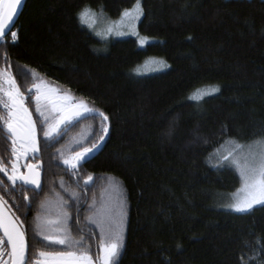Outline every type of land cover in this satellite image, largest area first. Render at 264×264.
<instances>
[{
    "label": "trees",
    "instance_id": "trees-1",
    "mask_svg": "<svg viewBox=\"0 0 264 264\" xmlns=\"http://www.w3.org/2000/svg\"><path fill=\"white\" fill-rule=\"evenodd\" d=\"M136 2L25 0L11 31L18 38L10 32L0 41V74L29 94L28 105L36 108L33 84L43 80L108 117L67 125L39 146L40 196L63 199L73 215L84 200L74 183L81 182L93 212L86 226L99 238L98 224L122 228L116 264H264V207L220 209L239 179L209 163L229 139L264 140V0H140L137 31L153 41L139 48L135 38L115 39L98 51L78 13L103 10L114 19ZM149 58L168 69L135 74ZM213 86L220 91L194 98ZM93 145L96 153L76 169L64 167Z\"/></svg>",
    "mask_w": 264,
    "mask_h": 264
},
{
    "label": "snow or ice",
    "instance_id": "snow-or-ice-1",
    "mask_svg": "<svg viewBox=\"0 0 264 264\" xmlns=\"http://www.w3.org/2000/svg\"><path fill=\"white\" fill-rule=\"evenodd\" d=\"M23 0H0V40L5 38V29L8 23L12 20L13 16L17 14L18 8L22 5ZM143 8L141 7L140 0L132 10H125L122 13L119 25H117V35H124L125 33L119 31L120 26L131 27L134 31L135 22L142 16ZM95 13L90 8L82 9L78 13V18L81 23H88L90 19L94 20ZM92 25L89 24V27ZM113 29H108L111 32ZM17 33L11 32V39L13 42L17 39ZM191 39V37H189ZM143 43V41H142ZM5 83L8 87L4 88L0 84V105L6 110V115L0 114V121L3 122L4 128L7 133L10 134L9 138L12 141V155L18 160L21 156L27 152L39 151L37 141V129L36 124L32 120L29 109L25 106L24 94L20 91L15 79L11 76L7 77ZM33 87L35 92V104L36 111L44 117L45 121L49 120V117L45 116V112L42 111V102L45 107L51 106L52 111L59 113V118H54L48 123V128L44 131L45 138H54V135L58 132L60 125L66 121L71 120L74 116H79L82 109L85 112L93 111L89 109L85 104H70L71 100L69 96H58L56 89L49 88L43 80L38 83H34ZM219 87H209L201 94L198 95V99H203L205 95H212L219 92ZM6 97V99H5ZM99 115L103 117V120L107 121L108 117L104 113L100 112ZM104 132L108 131L107 127H104ZM103 139V137H101ZM260 147L259 151L251 152L250 156L244 158L243 163L239 158H233V163L239 170V175L242 180V186L238 190V194L234 197V202L227 205L229 208L237 213H250L256 206L264 207V143L257 142ZM18 145V147H17ZM96 145H93L95 148ZM92 149L85 148L83 152H78L73 157L72 161L65 160V164L71 163L72 167H76V161L83 159ZM231 153L228 156H224V160H228ZM28 174L20 172L18 165L13 162L11 172L4 165V162L0 160V172H3L9 181L15 185L17 180L22 181L25 184L35 185L37 188L40 186L39 172L35 171V165H27ZM92 177H88V181H91ZM86 181L85 183H87ZM3 183V181H0ZM27 199V197H25ZM3 198L0 197V230L3 231V237H0V249H5L10 246L11 251L8 253L9 260L2 259L4 252L0 251V264H26V252L27 243L25 240V234L21 231L17 224L18 217L13 218L7 215L4 210ZM41 207L45 205L42 203ZM67 214H65L66 216ZM126 215L123 211L121 216ZM37 219H40L39 217ZM47 225H55L56 227L51 229L52 232L57 233L45 234L41 231V235L44 240L49 241L52 244L65 245L67 249L65 251H39L38 259L34 261V264H95L91 255L86 251L77 252L73 250V247H82V239L80 241L72 240L66 229L60 227V220L46 221ZM100 227V243L99 250L102 255L99 257L100 264H116L117 258L121 254V250L124 247V236L122 228L118 226L109 225L107 229L103 224H98ZM40 227V225H38ZM6 237V241L5 238ZM264 247V246H262Z\"/></svg>",
    "mask_w": 264,
    "mask_h": 264
},
{
    "label": "flooded vegetation",
    "instance_id": "flooded-vegetation-1",
    "mask_svg": "<svg viewBox=\"0 0 264 264\" xmlns=\"http://www.w3.org/2000/svg\"><path fill=\"white\" fill-rule=\"evenodd\" d=\"M5 76L0 74V84L3 85L4 88H7L5 84ZM26 96L25 106L32 111V108L35 109V114L39 115L42 118V122L36 125L37 136H38V147L44 143V141L48 142L49 138H45L44 131L48 128V121H45L44 117L40 115L39 112H36V108L33 104L28 105V96L29 94L23 93ZM6 99V97H5ZM34 100V96L31 98ZM42 111L45 110L42 107ZM0 114L6 115V110L0 107ZM38 116V117H39ZM45 116H50L45 112ZM0 133L1 138L3 140L0 143V160L4 162V165L8 168L9 173L11 172L12 163L15 162L18 165V169L20 172L24 173L27 168V165L37 164L38 161L43 165V160L38 159L33 153L27 152L25 155L21 156L18 160L16 157L12 155V141L9 138V133H7L4 128L3 122L0 121ZM66 138V136H65ZM18 147V145H17ZM43 171V170H42ZM67 176H72L69 172L63 170ZM43 177V175H42ZM0 197L3 198L4 207L8 211V213L13 217H18L17 224L21 228V231L25 234V240L27 243V258L26 264H34V261L38 259L39 251H65L69 250L65 245L52 244L49 241L44 240L43 236L40 234L41 231H44L45 234H57L51 231V229L55 228V225H47L46 221L52 220H60V227L67 230L70 238L75 241H80L82 238V247H73V250L77 252L86 251L89 255L92 256L95 264H100L99 260V243L100 238L98 237V231L93 229L92 227L86 226L87 223L93 216V212L90 206H88V196H86V189L82 186L81 182H74L76 185V190L81 194H84V200H78L75 202V211L76 213L72 215L71 213V205H67L63 199L57 200V202H53L54 200H50L49 197H41L40 191L37 192L31 187H27L18 183L16 181L15 185L12 184L11 181L8 180L7 176L0 172ZM42 189V188H41ZM27 197V199H25ZM69 201V200H68ZM82 201V202H81ZM44 204L45 207L42 208L41 204ZM87 204V206H86ZM84 206H86L84 208ZM49 209H53L49 211ZM82 211L83 214L80 215L79 211ZM65 214H67L65 216ZM73 216L76 217V228H71ZM40 219H37V218ZM81 218V221H84L85 225L82 228L79 225L78 220ZM40 225V227H38ZM70 226V227H69ZM0 237H3L2 232L0 231ZM5 239V238H4ZM6 241V240H5ZM0 251L4 252L2 257L3 260H9L8 253L10 252L9 246L5 249H0Z\"/></svg>",
    "mask_w": 264,
    "mask_h": 264
},
{
    "label": "rangeland",
    "instance_id": "rangeland-1",
    "mask_svg": "<svg viewBox=\"0 0 264 264\" xmlns=\"http://www.w3.org/2000/svg\"><path fill=\"white\" fill-rule=\"evenodd\" d=\"M137 3V2H136ZM135 3V5H136ZM135 5L127 10H132L134 9ZM92 10V9H91ZM96 15L94 20L90 19L88 23H81L80 20L79 22L81 25H83L85 28H87L101 43V46L98 47V51H103L104 48H106V44L109 41L115 40V39H124V38H135L138 44L139 48H144L148 43L153 41L149 37H144L140 36L137 31V24L139 20L141 19V16L138 21L135 22V28L134 31L131 27L127 26H120L119 31L124 32V35H117V25H119V22L121 20L122 14L118 18H110L108 17L103 10H92ZM79 19V18H78ZM89 24L92 26L89 27ZM112 28L113 30L111 32L108 31L109 28ZM143 41V43H142ZM169 65L162 59L158 58H149L145 60L143 63L138 65L134 69V73L137 75H148L152 73H158L167 70ZM203 91H199L198 93L195 94L194 98H197L199 94H201ZM42 107L45 110V112L50 116H55L56 112L52 111L51 106L45 107L43 102H42ZM264 143V140H254L250 142H239L234 139H229L227 140L223 145H221L211 156H210V165H212L216 169H230L232 170L238 177L239 179V187L233 191L231 194L228 196H223L220 198V201L218 202V207L223 210H227L233 213H237L231 208H229L227 205L231 204L234 202V197L238 194V190L242 186V180L239 175V170L237 167L231 163L233 158H239L240 161L243 163L244 158L246 156H250L251 152H257L259 151L260 145L257 143ZM229 153H231V156H229L228 160H224V156H228ZM87 156V155H86ZM85 156V157H86ZM73 156L69 157L66 160L72 161ZM84 157V158H85ZM65 161V160H64ZM82 161V159L80 160ZM76 161V165L80 162ZM64 163V162H63ZM65 166L72 167L71 163L65 164ZM219 200V199H218ZM258 207V206H256ZM101 256V255H100ZM99 256V257H100Z\"/></svg>",
    "mask_w": 264,
    "mask_h": 264
},
{
    "label": "water",
    "instance_id": "water-1",
    "mask_svg": "<svg viewBox=\"0 0 264 264\" xmlns=\"http://www.w3.org/2000/svg\"><path fill=\"white\" fill-rule=\"evenodd\" d=\"M24 3H25V0H23L22 5L18 8L17 14L14 15L13 18H12V20L8 23V25H7L6 29H5V37H6V36L12 31V29H13V27H14V25H15V23H16L18 17H19V15H20V13H21V10H22V8H23V6H24ZM0 41H1V40H0ZM6 79H7V77H6ZM5 81H6V80H5ZM5 84H6V86L8 87L7 83H5ZM47 86H48V85H47ZM48 87H49V88H52V87H50V86H48ZM34 89H35V88H34ZM35 92H36V89H35ZM58 96H61V95H58ZM24 97H25V99H26V96H24ZM34 99H35V95H34ZM68 103L73 104V105H75V104H79V103H77V102L72 103L71 100L68 101ZM29 112H30V114H31V111H30V110H29ZM80 112H81V114H80L79 116H74L71 120L66 121L65 123L61 124L59 129H61V128H63V127H66L67 125L70 126V125H72V124H74V123H76V122H78V121H80V120H82V119H85V118H88V117H92V116H95V115H99V112H97V111L85 112V111H83V110L81 109ZM31 117H32V115H31ZM51 118H56V119H58V118H59V113L56 114L55 116H52ZM32 120H33V118H32ZM33 121H34V120H33ZM9 135H10V134H9ZM37 141H38V136H37ZM90 149H92V151L89 152V153L87 154V156H86L85 158H83L82 161H80V162L76 165L75 168H74V167H68V166H65L64 163H63L64 167L67 168V169H69V170L76 169V168L78 167L79 164H81V163L84 162L85 160L89 159L94 153H96V151H97L96 149H98V148H90ZM83 151H84V150H82V151H80V152H83ZM37 152H38V151H37ZM37 152H34V153H33L36 157L38 156V153H37ZM75 155H76V154H74V156H75ZM72 156H73V155H72ZM32 165H34V164H32ZM35 166H36L35 171H38V172H39V182H40V186H39V188H37L35 185H32V184H25V183H23V182L20 181V180H18V183H20V184H22V185H25V186H27V187H31V188H33L35 191L39 192V191L41 190V188H42V175H43V173H42L41 165H40L39 162H38L37 164H35ZM24 174H25V175L28 174V167H27L26 170L24 171ZM86 181H88V178H86V179L83 181V185H85V186H87V187L92 186V184H93V178H92L91 181H88L87 183H85ZM4 210H5V212H6L7 215H10V214L8 213V211L6 210L5 207H4ZM10 216H11V215H10ZM18 226H19V225H18ZM20 229H21V228H20ZM0 231H1L2 234H3V231H2V230H0ZM5 240H6V237H5ZM9 249H10V246H9ZM10 251H11V249H10ZM100 255H102V253H101L100 250H99V256H100ZM26 258H27V252H26Z\"/></svg>",
    "mask_w": 264,
    "mask_h": 264
}]
</instances>
